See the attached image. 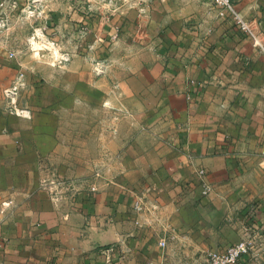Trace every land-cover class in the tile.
Here are the masks:
<instances>
[{
	"label": "crops",
	"instance_id": "0c3cea01",
	"mask_svg": "<svg viewBox=\"0 0 264 264\" xmlns=\"http://www.w3.org/2000/svg\"><path fill=\"white\" fill-rule=\"evenodd\" d=\"M129 1L0 0L12 29L71 53L0 42V264H204L243 237L236 264H264V55L211 0ZM232 2L264 28V0ZM17 72L29 117L3 110ZM69 116L111 158L94 192L54 198L91 172L63 142Z\"/></svg>",
	"mask_w": 264,
	"mask_h": 264
},
{
	"label": "built area",
	"instance_id": "2783aa9c",
	"mask_svg": "<svg viewBox=\"0 0 264 264\" xmlns=\"http://www.w3.org/2000/svg\"><path fill=\"white\" fill-rule=\"evenodd\" d=\"M123 1L127 6H130L129 0ZM107 2L109 5H113L112 0H107ZM211 4L214 7L218 17L231 20L233 24L236 25L241 31L244 37L250 41L251 46L264 55V28L261 27L259 21H250L244 19V17L235 9L232 0H211ZM0 6H2V3H0ZM26 8L27 9L25 12L28 16L38 12L34 7L29 8L27 6ZM138 11L142 12L143 9L140 7ZM33 31L34 33L27 39V47H29L31 50H35V48H37L34 46L36 39L39 44L43 46V50L51 54H56V61L59 64H65L69 61L71 53L68 51H60L57 49V46L53 41L47 40L45 38L43 39L41 27H37ZM11 55L12 53H9V56ZM22 87V73L17 72V74L10 80L9 85L4 87L1 91L3 110L18 117H29L28 109L19 107L17 104L18 93ZM196 173L198 176L203 175L202 169H198ZM69 184L70 183H67V181L57 179V181L53 183V186H51L53 197L59 198L63 193H66L67 189H69ZM77 187L74 191L66 194L72 195L73 192L77 190ZM87 189L89 192H94L96 190V184L93 182L88 183ZM201 190L203 194H206L208 191V186L202 185ZM134 209H140L138 200H136L134 203ZM158 244L163 247L164 241L159 240ZM108 250L109 247L104 249L103 253L105 254V252ZM251 252H254L253 240H251L249 237H243L221 249L208 251L204 264H236L240 257Z\"/></svg>",
	"mask_w": 264,
	"mask_h": 264
},
{
	"label": "rangeland",
	"instance_id": "374dc122",
	"mask_svg": "<svg viewBox=\"0 0 264 264\" xmlns=\"http://www.w3.org/2000/svg\"><path fill=\"white\" fill-rule=\"evenodd\" d=\"M36 28L37 27H31L28 29L25 27H19V29H12L9 23L0 20V42L6 38L7 40H10L11 43L14 42L13 44H15V46L16 44H25V46H27V39L34 33L33 30ZM35 42L37 44L35 50L40 51L39 49H42L43 46L40 45L36 39ZM21 47H23V45L19 48ZM85 120L86 121H83L82 117V121L79 122L78 117L69 116V118L64 120V124L60 129L63 142L69 148L71 153L73 164H82L91 169L89 175H82L81 177L69 179L59 178L70 183L69 189H67L66 193L74 191L79 184L91 182L97 184L98 180L104 177L102 172L104 167L110 163L111 154L104 147V145H108V142L106 140L103 142L100 140L99 136L98 143H94L91 136L93 133L90 134V127L92 129L93 126L89 127L88 124L86 126L84 125L85 122H90V118H86ZM85 138L87 139L86 142H84ZM107 139H109V137H107ZM84 147L87 148L86 151H84ZM100 148L101 151H98L97 149Z\"/></svg>",
	"mask_w": 264,
	"mask_h": 264
},
{
	"label": "bare ground",
	"instance_id": "6f19581e",
	"mask_svg": "<svg viewBox=\"0 0 264 264\" xmlns=\"http://www.w3.org/2000/svg\"><path fill=\"white\" fill-rule=\"evenodd\" d=\"M34 46H37V44L35 43V45Z\"/></svg>",
	"mask_w": 264,
	"mask_h": 264
}]
</instances>
